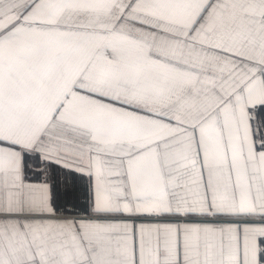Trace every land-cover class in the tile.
I'll return each mask as SVG.
<instances>
[{
  "label": "snow or ice",
  "instance_id": "1",
  "mask_svg": "<svg viewBox=\"0 0 264 264\" xmlns=\"http://www.w3.org/2000/svg\"><path fill=\"white\" fill-rule=\"evenodd\" d=\"M0 264H264V0H0Z\"/></svg>",
  "mask_w": 264,
  "mask_h": 264
}]
</instances>
